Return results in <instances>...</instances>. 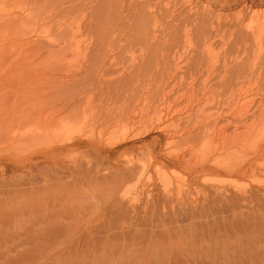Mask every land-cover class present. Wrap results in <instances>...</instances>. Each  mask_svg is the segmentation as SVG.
Returning <instances> with one entry per match:
<instances>
[{"label": "rangeland", "instance_id": "obj_1", "mask_svg": "<svg viewBox=\"0 0 264 264\" xmlns=\"http://www.w3.org/2000/svg\"><path fill=\"white\" fill-rule=\"evenodd\" d=\"M261 34L264 0H0V264H264Z\"/></svg>", "mask_w": 264, "mask_h": 264}, {"label": "bare ground", "instance_id": "obj_2", "mask_svg": "<svg viewBox=\"0 0 264 264\" xmlns=\"http://www.w3.org/2000/svg\"><path fill=\"white\" fill-rule=\"evenodd\" d=\"M261 35H262V34H261ZM262 37H264V35H262ZM157 174H158V175H160V174H161V173H160V170H158V171H157Z\"/></svg>", "mask_w": 264, "mask_h": 264}]
</instances>
